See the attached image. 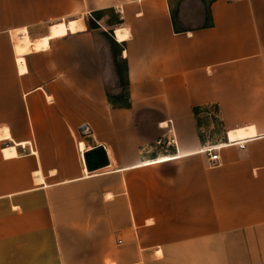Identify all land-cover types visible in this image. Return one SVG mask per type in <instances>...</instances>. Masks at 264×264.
Here are the masks:
<instances>
[{
  "label": "crops",
  "instance_id": "1",
  "mask_svg": "<svg viewBox=\"0 0 264 264\" xmlns=\"http://www.w3.org/2000/svg\"><path fill=\"white\" fill-rule=\"evenodd\" d=\"M175 1L0 0V264H264V0Z\"/></svg>",
  "mask_w": 264,
  "mask_h": 264
},
{
  "label": "rangeland",
  "instance_id": "2",
  "mask_svg": "<svg viewBox=\"0 0 264 264\" xmlns=\"http://www.w3.org/2000/svg\"><path fill=\"white\" fill-rule=\"evenodd\" d=\"M205 1V0H204ZM179 6V7H178ZM203 6L200 0H176L173 5V12L177 15L179 28L182 30H190L201 25L200 14H203ZM212 123V120L206 119L202 122L203 138L207 145H214L222 139V131L217 122L214 123L212 129L206 130V124Z\"/></svg>",
  "mask_w": 264,
  "mask_h": 264
},
{
  "label": "bare ground",
  "instance_id": "3",
  "mask_svg": "<svg viewBox=\"0 0 264 264\" xmlns=\"http://www.w3.org/2000/svg\"><path fill=\"white\" fill-rule=\"evenodd\" d=\"M79 23L70 22L68 24H64L63 22H61V23L55 24L51 27L49 36L51 38H59V37L64 36L68 31L71 33H74L75 31L82 28L80 27ZM122 31L123 30H119V29L115 30V38L117 42H122L125 39V34ZM22 43H23L22 45H18V46L16 45L15 49H16L17 54H24L28 52L30 47H33L35 50L47 48L48 38L47 37L43 38L42 40L38 42H30L27 38H25ZM236 132L237 131L228 132V138L230 141L240 139V138H237V136H235V138L233 139L229 137V133L235 134Z\"/></svg>",
  "mask_w": 264,
  "mask_h": 264
},
{
  "label": "trees",
  "instance_id": "4",
  "mask_svg": "<svg viewBox=\"0 0 264 264\" xmlns=\"http://www.w3.org/2000/svg\"><path fill=\"white\" fill-rule=\"evenodd\" d=\"M212 1L213 0H205V1L201 0V2L203 4V7H204V26H210L211 25V17H210L209 5H210V3ZM170 14H171L172 22H174L175 14H174L173 11L172 12L170 11ZM174 30H176L175 29V24H174ZM110 45H111L112 51L114 53L116 52V50L119 53L120 47L114 41L111 40ZM115 66H116L117 75H118L120 81L122 83L126 84V80H125L126 79V65L122 64L119 61H117L115 63ZM210 109L214 110V108H210ZM210 109H207V108H204V109L193 108L192 111H193L194 117L196 118L198 126L201 125V118H200L201 113H209ZM214 112H215V110H214Z\"/></svg>",
  "mask_w": 264,
  "mask_h": 264
},
{
  "label": "water",
  "instance_id": "5",
  "mask_svg": "<svg viewBox=\"0 0 264 264\" xmlns=\"http://www.w3.org/2000/svg\"><path fill=\"white\" fill-rule=\"evenodd\" d=\"M84 163L88 171H94L108 165L103 148H97L84 155Z\"/></svg>",
  "mask_w": 264,
  "mask_h": 264
},
{
  "label": "built area",
  "instance_id": "6",
  "mask_svg": "<svg viewBox=\"0 0 264 264\" xmlns=\"http://www.w3.org/2000/svg\"><path fill=\"white\" fill-rule=\"evenodd\" d=\"M121 13V12H119ZM239 149H243V145L239 144ZM206 156H207V161H208V165L210 167H214L219 165L220 161H219V157L218 154L215 152L214 148H209L205 151Z\"/></svg>",
  "mask_w": 264,
  "mask_h": 264
}]
</instances>
